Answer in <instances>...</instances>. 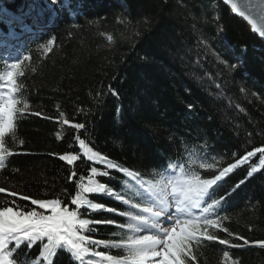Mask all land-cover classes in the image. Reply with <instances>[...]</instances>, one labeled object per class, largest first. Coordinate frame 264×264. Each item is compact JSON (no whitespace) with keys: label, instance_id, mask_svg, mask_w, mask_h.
<instances>
[{"label":"trees","instance_id":"obj_1","mask_svg":"<svg viewBox=\"0 0 264 264\" xmlns=\"http://www.w3.org/2000/svg\"><path fill=\"white\" fill-rule=\"evenodd\" d=\"M55 1L58 24L28 41L18 59L25 77L17 76L14 95L17 107H28L15 114L4 137L3 147L11 155L0 168V188L5 189L0 208L45 211L32 205V199H59L75 208L71 199L93 167L115 177H97L114 191L120 192L125 180L135 184L118 170H108L103 161H89L80 139L143 180L169 162L189 164V153L197 150L215 157L216 175L217 169L261 149L217 189V199L230 193L219 215L227 217L222 225L232 235L214 229L216 241L193 242L194 258L187 264H227L224 251L233 264H264V245L258 243L264 241V40L222 0ZM21 3L5 0L4 6L16 11ZM49 40L53 43L45 52L42 46ZM238 58L243 60L239 66ZM10 63L0 56V74ZM76 124L84 128L76 129ZM63 155L78 159L68 164L60 159ZM201 162L212 159L197 160L195 167ZM253 168L257 171L249 176ZM91 200L124 210L115 198L93 195ZM84 218L124 222L107 212ZM95 228L93 239H119L115 225ZM238 237L249 244L231 247L243 245ZM220 239L230 244L222 245ZM39 251L32 248L29 259L38 258ZM94 258L86 257L84 264ZM54 264L73 260L60 251Z\"/></svg>","mask_w":264,"mask_h":264},{"label":"snow or ice","instance_id":"obj_2","mask_svg":"<svg viewBox=\"0 0 264 264\" xmlns=\"http://www.w3.org/2000/svg\"><path fill=\"white\" fill-rule=\"evenodd\" d=\"M225 2L231 4L233 12L238 11L240 17L248 20L259 37L264 38V15L261 16V26H257L255 19L246 16L245 11L238 10V4L234 0ZM4 12L6 13V10ZM0 22L11 24L13 21L4 20L0 15ZM52 43L53 41L49 40L47 46H42L45 52L50 50ZM244 51L246 49H242V52ZM24 59L27 60L28 57L25 56ZM242 63V58H238L237 66ZM21 68L22 62L17 60L7 64L6 73L0 74V80L4 81L0 88L5 89L0 92V168L4 167L5 157L11 155L3 147L5 134L13 128L15 114H22L28 107L27 104L23 108L17 107L19 101L14 95L17 91V76L21 79L25 77ZM36 115L40 113L37 112ZM64 123L67 124L68 121L65 120ZM74 127L83 129L84 125L76 124ZM79 145L89 161H103L108 170H118L125 177H131L135 184L125 180L121 186L122 190L114 191L98 181L97 177H115L111 176L109 171L98 172L97 168L93 167L87 183H80L79 191L71 199L75 208L62 205L59 199L31 200L32 205L45 211H38L36 208L26 211L21 210L20 206L0 208V264H54V257L60 251H67L73 264H84L88 256L95 258L87 259V264H187V259L192 257L190 245L193 242L199 245L204 240L216 241L218 237L212 231L214 229L222 228L228 235H232L222 225V220L227 217L219 215L230 193L217 199V189L238 165L253 157L256 152L262 151L256 149L255 152H248L247 156L235 163L217 169L218 174L213 175L212 169L216 168L215 157H210L206 150H197L189 153V164L180 161L169 162L155 169L152 179L143 180L140 173L130 171L94 152L83 139H80ZM60 159L72 164L78 157L63 155ZM208 159H212V162H201L198 168L195 167L197 160ZM256 171L257 169L253 168L249 176ZM4 191V188H0V193ZM12 195L16 194L13 192ZM93 195L115 198L124 206V210L117 212L115 208L92 202ZM23 199L28 200L29 197L24 196ZM134 200L140 202L134 203ZM102 212L118 214L124 222L93 221L84 218L85 215L91 217ZM99 224L115 225L118 228L115 235L119 239H93L91 233L97 231L95 226ZM85 230L89 234H84ZM238 239L243 240V245L230 246L243 247L249 244L243 237ZM219 243L230 244L227 239H220ZM258 243L264 245V241ZM90 246L122 251L124 255L93 251ZM34 247L40 249L38 258L30 260ZM22 248L25 249L23 254L20 251ZM223 255L228 258L229 252L224 251Z\"/></svg>","mask_w":264,"mask_h":264},{"label":"rangeland","instance_id":"obj_3","mask_svg":"<svg viewBox=\"0 0 264 264\" xmlns=\"http://www.w3.org/2000/svg\"><path fill=\"white\" fill-rule=\"evenodd\" d=\"M7 1H9V0H7ZM4 2H5V0H0V15H2L3 18H11L13 20V24L11 23L12 25L18 24L20 27L24 26V29L27 28V26H25V24H23V22H21L20 20L19 21H15L16 20L15 17L16 18H23V19H26V20L30 19V18H34L33 17L35 15L34 14V10H35V8L37 6H40L44 10V12H46L50 17L52 16V14H53V12L55 10H59V6H58V4L56 5L55 0H22V7L21 8H19L17 11H12V10H9V8H7L8 10L6 9V13H5L4 12V7L5 6L4 7L2 6V5H4ZM23 4H25L24 9H22L23 8ZM48 11H50V13ZM0 28H1V26H0ZM0 30H2V28ZM24 31H26V30H24ZM32 31L33 32H29L28 35L25 36V37L26 38L27 37H32L34 35L35 30L32 29ZM1 33H3V32L0 31V35H1ZM1 37L2 36H0V40H2ZM7 37H9L8 32H6L3 35V41H6ZM26 38L19 37V38H16L15 40H10V41H12L13 43H16L15 41H20V43L22 42V44H23L27 40ZM19 50H21V49H19ZM3 52L8 54V55H10V56H12V58H16L15 53L14 52H8V48L7 47L4 48ZM3 52H1V53H3ZM4 90L5 89H3L2 91H4ZM224 261L227 264H233V262H231L229 260V258H225Z\"/></svg>","mask_w":264,"mask_h":264},{"label":"water","instance_id":"obj_4","mask_svg":"<svg viewBox=\"0 0 264 264\" xmlns=\"http://www.w3.org/2000/svg\"><path fill=\"white\" fill-rule=\"evenodd\" d=\"M230 9L231 12V4L226 3L225 0H222ZM238 4V10H243L246 13V16H250L257 21V26H261V16L264 15V0H234ZM234 14L238 15L237 12H233ZM240 17V16H239ZM246 22L248 28L252 31V25L248 22V20L244 17H241ZM256 33V32H254ZM258 35V33H256ZM259 36V35H258ZM261 38V37H260ZM264 40V38H261Z\"/></svg>","mask_w":264,"mask_h":264},{"label":"bare ground","instance_id":"obj_5","mask_svg":"<svg viewBox=\"0 0 264 264\" xmlns=\"http://www.w3.org/2000/svg\"><path fill=\"white\" fill-rule=\"evenodd\" d=\"M2 6L4 7V5H2ZM24 6H25V4L23 5V8H24ZM21 7H22V3H21L19 8H21ZM19 8H16V9H19ZM48 12L50 13V11H48ZM34 14L35 15L33 17H34L35 25H36L37 28H42L44 26H47L48 24H53L54 21H56V18L52 19V16L50 17L46 12H44V10L40 6H37L35 8ZM3 19H5V18H3ZM8 19L12 20L11 18H8ZM12 24H13V22H12ZM12 24H10V25H12ZM8 50H11L13 52H16V51L18 52L19 51L15 47H9ZM237 63H238V60H237Z\"/></svg>","mask_w":264,"mask_h":264}]
</instances>
